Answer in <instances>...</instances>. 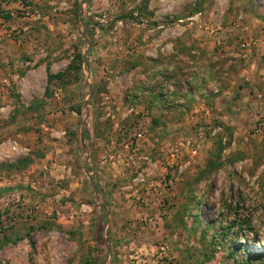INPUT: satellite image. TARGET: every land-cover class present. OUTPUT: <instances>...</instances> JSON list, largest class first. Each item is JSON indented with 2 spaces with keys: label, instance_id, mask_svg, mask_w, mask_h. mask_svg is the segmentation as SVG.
Masks as SVG:
<instances>
[{
  "label": "rangeland",
  "instance_id": "rangeland-1",
  "mask_svg": "<svg viewBox=\"0 0 264 264\" xmlns=\"http://www.w3.org/2000/svg\"><path fill=\"white\" fill-rule=\"evenodd\" d=\"M0 264H264V0H0Z\"/></svg>",
  "mask_w": 264,
  "mask_h": 264
},
{
  "label": "trees",
  "instance_id": "trees-1",
  "mask_svg": "<svg viewBox=\"0 0 264 264\" xmlns=\"http://www.w3.org/2000/svg\"><path fill=\"white\" fill-rule=\"evenodd\" d=\"M24 163H25V162L22 161L20 164L24 165Z\"/></svg>",
  "mask_w": 264,
  "mask_h": 264
},
{
  "label": "built area",
  "instance_id": "built-area-1",
  "mask_svg": "<svg viewBox=\"0 0 264 264\" xmlns=\"http://www.w3.org/2000/svg\"><path fill=\"white\" fill-rule=\"evenodd\" d=\"M216 93H217V91H216Z\"/></svg>",
  "mask_w": 264,
  "mask_h": 264
},
{
  "label": "crops",
  "instance_id": "crops-1",
  "mask_svg": "<svg viewBox=\"0 0 264 264\" xmlns=\"http://www.w3.org/2000/svg\"><path fill=\"white\" fill-rule=\"evenodd\" d=\"M253 103V102H252Z\"/></svg>",
  "mask_w": 264,
  "mask_h": 264
}]
</instances>
